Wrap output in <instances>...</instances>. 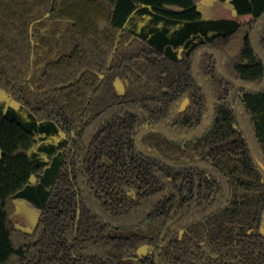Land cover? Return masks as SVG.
<instances>
[{"label": "trees", "instance_id": "16d2710c", "mask_svg": "<svg viewBox=\"0 0 264 264\" xmlns=\"http://www.w3.org/2000/svg\"><path fill=\"white\" fill-rule=\"evenodd\" d=\"M201 1L0 0V264H264V0Z\"/></svg>", "mask_w": 264, "mask_h": 264}, {"label": "rangeland", "instance_id": "374dc122", "mask_svg": "<svg viewBox=\"0 0 264 264\" xmlns=\"http://www.w3.org/2000/svg\"><path fill=\"white\" fill-rule=\"evenodd\" d=\"M198 8L203 13V17L205 19L228 18L240 22L251 18V15H239L230 1L223 2L221 0H202ZM147 21L148 17L144 19L138 18L136 20V24L144 25ZM0 103H4L5 105L11 104L15 107L20 106L3 91H0ZM39 215L40 210L32 206L25 199L16 200V212L13 215V220L17 227L23 229L24 231H33L38 222ZM130 220L135 221L134 218ZM145 251L147 252V247L142 248V252L146 253ZM133 262L136 263V260H133Z\"/></svg>", "mask_w": 264, "mask_h": 264}, {"label": "water", "instance_id": "95a60500", "mask_svg": "<svg viewBox=\"0 0 264 264\" xmlns=\"http://www.w3.org/2000/svg\"><path fill=\"white\" fill-rule=\"evenodd\" d=\"M260 165H261L262 169L264 170V165L262 163H260Z\"/></svg>", "mask_w": 264, "mask_h": 264}, {"label": "crops", "instance_id": "0c3cea01", "mask_svg": "<svg viewBox=\"0 0 264 264\" xmlns=\"http://www.w3.org/2000/svg\"><path fill=\"white\" fill-rule=\"evenodd\" d=\"M228 1H229V0H228ZM215 19H220V18H215ZM249 19H250V18H249ZM249 19H248V20H249ZM244 21H246V20H244ZM238 22H239V21H238ZM240 22H243V21H240Z\"/></svg>", "mask_w": 264, "mask_h": 264}]
</instances>
